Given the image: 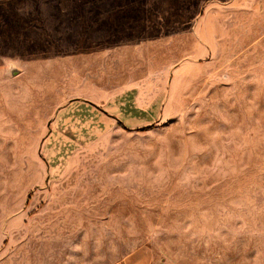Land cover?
I'll return each mask as SVG.
<instances>
[{"label":"rangeland","instance_id":"obj_1","mask_svg":"<svg viewBox=\"0 0 264 264\" xmlns=\"http://www.w3.org/2000/svg\"><path fill=\"white\" fill-rule=\"evenodd\" d=\"M264 264V0H0V264Z\"/></svg>","mask_w":264,"mask_h":264},{"label":"crops","instance_id":"obj_2","mask_svg":"<svg viewBox=\"0 0 264 264\" xmlns=\"http://www.w3.org/2000/svg\"><path fill=\"white\" fill-rule=\"evenodd\" d=\"M120 264H152V259L147 251H139L136 254L124 259Z\"/></svg>","mask_w":264,"mask_h":264}]
</instances>
